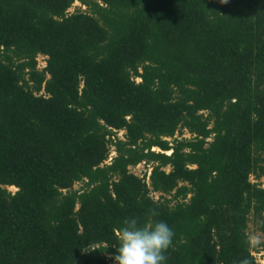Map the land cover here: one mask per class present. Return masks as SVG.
<instances>
[{
	"label": "trees",
	"instance_id": "16d2710c",
	"mask_svg": "<svg viewBox=\"0 0 264 264\" xmlns=\"http://www.w3.org/2000/svg\"><path fill=\"white\" fill-rule=\"evenodd\" d=\"M73 1L0 0V264H113L126 217L260 264L264 0Z\"/></svg>",
	"mask_w": 264,
	"mask_h": 264
},
{
	"label": "clouds",
	"instance_id": "9594fccd",
	"mask_svg": "<svg viewBox=\"0 0 264 264\" xmlns=\"http://www.w3.org/2000/svg\"><path fill=\"white\" fill-rule=\"evenodd\" d=\"M228 0H219L226 4ZM155 216V210H150ZM175 233L163 221L140 224L137 218H125L118 227L114 254L109 256L113 264H166L167 250L172 246ZM251 247L260 244L258 237H249ZM108 247V244L105 248ZM235 264H250L248 258H243Z\"/></svg>",
	"mask_w": 264,
	"mask_h": 264
},
{
	"label": "rangeland",
	"instance_id": "374dc122",
	"mask_svg": "<svg viewBox=\"0 0 264 264\" xmlns=\"http://www.w3.org/2000/svg\"><path fill=\"white\" fill-rule=\"evenodd\" d=\"M76 9L83 10L84 8L81 7L76 0H74L71 7L67 10V12L71 13V12L75 11ZM43 60H44L43 57H41V56L37 57V59H36L37 68H41L44 65ZM121 134H122V132H119V133H117V136H121ZM175 136L176 137L177 136L178 137H188V135L184 131H181V133L179 135L175 134ZM129 170H130V172H132L133 174H135L139 177H141L143 174H145L147 176L148 172H149V169L147 168V166L143 165L142 163L138 164L134 167L129 168ZM249 180L251 182H256V183L260 184V186L262 188H264V174L259 179H256V180L252 176H250ZM146 181H147V177H146ZM81 186H82L81 183H75L73 185V189L74 190L80 189ZM7 190L10 192H14L15 188L9 187V188H7ZM152 196H154V199H155V195L153 194ZM246 226H247L246 233H247L248 237L255 236V237H258L260 239V244L257 247H252V255L258 263L264 264V234H261L260 232H258L256 230L254 224L251 221H249L246 224Z\"/></svg>",
	"mask_w": 264,
	"mask_h": 264
},
{
	"label": "built area",
	"instance_id": "2783aa9c",
	"mask_svg": "<svg viewBox=\"0 0 264 264\" xmlns=\"http://www.w3.org/2000/svg\"><path fill=\"white\" fill-rule=\"evenodd\" d=\"M43 66H44V65H43ZM43 66H42V67H43ZM113 154H114L113 151H110L109 156H108V159H107V162L110 160V158H111V156H113Z\"/></svg>",
	"mask_w": 264,
	"mask_h": 264
}]
</instances>
